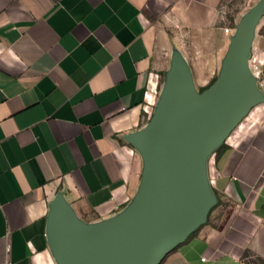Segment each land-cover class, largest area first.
I'll return each instance as SVG.
<instances>
[{"label":"crops","instance_id":"1","mask_svg":"<svg viewBox=\"0 0 264 264\" xmlns=\"http://www.w3.org/2000/svg\"><path fill=\"white\" fill-rule=\"evenodd\" d=\"M224 1L0 0V264H60L48 239L58 197L84 225L129 209L144 169L131 139L148 126L145 98L159 100L169 31L194 33L198 52L212 57L200 65L197 84L206 87L237 34L221 26ZM250 56L264 71V31L252 32ZM258 91L205 158L213 205L163 264L264 260V86Z\"/></svg>","mask_w":264,"mask_h":264},{"label":"water","instance_id":"2","mask_svg":"<svg viewBox=\"0 0 264 264\" xmlns=\"http://www.w3.org/2000/svg\"><path fill=\"white\" fill-rule=\"evenodd\" d=\"M253 20L239 25L217 82L202 95L192 92L187 68L176 59L147 128L131 139L144 169L124 214L84 225L61 197L52 203L48 239L60 264H160L204 221L214 202L205 158L261 98L247 67Z\"/></svg>","mask_w":264,"mask_h":264},{"label":"rangeland","instance_id":"3","mask_svg":"<svg viewBox=\"0 0 264 264\" xmlns=\"http://www.w3.org/2000/svg\"><path fill=\"white\" fill-rule=\"evenodd\" d=\"M250 15H254L252 32H263L264 0H225L220 11L221 26L224 29H228V33L231 34L232 32L235 35L236 33H238L239 25ZM169 36L170 46L169 48L162 50L161 54V63L163 64L164 68L163 72H161V75L163 76L160 75V78L162 77L163 79V83H161L163 86L161 88V92L167 84L169 76L173 72V67L176 59H179L185 65L187 64V69L190 70L189 74H191V80L196 86V89H194L193 85L191 84L192 92H194L195 95H202L203 93H200V89L205 87H200L197 84L198 78L203 74L200 65L208 62L210 59H212V57H209L208 55H203L201 51L198 52V40L195 37L194 33L180 31L178 29H172L171 31H169ZM228 37L229 41L231 42L232 36L228 34ZM247 66L249 75L253 80L254 86L258 90L261 89L262 85L264 86V71L260 70V77L256 78L254 73L255 69L254 63L252 62V56L248 57ZM214 78H216V74L213 76L210 82ZM210 208H208V210H210ZM255 258L256 257H251V259L248 260L247 264H261V262ZM165 260L166 259H164L160 264H163Z\"/></svg>","mask_w":264,"mask_h":264},{"label":"built area","instance_id":"4","mask_svg":"<svg viewBox=\"0 0 264 264\" xmlns=\"http://www.w3.org/2000/svg\"><path fill=\"white\" fill-rule=\"evenodd\" d=\"M228 31H229L228 29H224L225 33H228ZM252 62L254 63L255 76H256V78H259L260 77V70H259V68L257 66L258 62H256V60L253 59V58H252ZM155 95L157 96L158 93L155 92ZM157 104H158V100L155 97L152 98V99L149 98V97L145 98V103H144V106H143V113L145 115V120L147 122H149L151 120V118L153 117L155 109L157 107ZM1 264H11V263H10L9 259H5ZM240 264H247V262L246 261H242Z\"/></svg>","mask_w":264,"mask_h":264},{"label":"trees","instance_id":"5","mask_svg":"<svg viewBox=\"0 0 264 264\" xmlns=\"http://www.w3.org/2000/svg\"><path fill=\"white\" fill-rule=\"evenodd\" d=\"M161 76H163V75H161ZM215 82H216V78H214V79L209 83V85H208L207 87H205V88H201V89H200V93H202V92H204L205 90L209 89L211 86L214 85ZM161 83H163V79H162V77H161L160 80H159V85H160ZM255 259L259 260V261L261 262V264H264V260H261V259H259V258H255Z\"/></svg>","mask_w":264,"mask_h":264}]
</instances>
